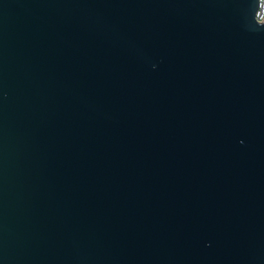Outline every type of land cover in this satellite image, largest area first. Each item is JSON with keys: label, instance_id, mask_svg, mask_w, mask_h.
Returning a JSON list of instances; mask_svg holds the SVG:
<instances>
[{"label": "water", "instance_id": "95a60500", "mask_svg": "<svg viewBox=\"0 0 264 264\" xmlns=\"http://www.w3.org/2000/svg\"><path fill=\"white\" fill-rule=\"evenodd\" d=\"M259 0H0V264H264Z\"/></svg>", "mask_w": 264, "mask_h": 264}, {"label": "built area", "instance_id": "2783aa9c", "mask_svg": "<svg viewBox=\"0 0 264 264\" xmlns=\"http://www.w3.org/2000/svg\"><path fill=\"white\" fill-rule=\"evenodd\" d=\"M256 18L259 22L264 21V0H259V7L257 10Z\"/></svg>", "mask_w": 264, "mask_h": 264}]
</instances>
